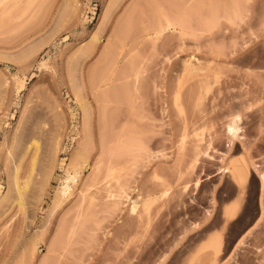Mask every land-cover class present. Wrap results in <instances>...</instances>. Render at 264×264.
I'll list each match as a JSON object with an SVG mask.
<instances>
[{"label":"rangeland","instance_id":"1","mask_svg":"<svg viewBox=\"0 0 264 264\" xmlns=\"http://www.w3.org/2000/svg\"><path fill=\"white\" fill-rule=\"evenodd\" d=\"M12 1L0 28V264H191L215 235L216 264H264V0ZM163 15L172 24L155 38ZM78 146L90 164L53 212ZM30 153L19 210L13 181L20 162L27 180ZM109 164L116 192L153 199L151 224L126 199L109 210L104 183L83 223L60 232L93 166Z\"/></svg>","mask_w":264,"mask_h":264},{"label":"bare ground","instance_id":"2","mask_svg":"<svg viewBox=\"0 0 264 264\" xmlns=\"http://www.w3.org/2000/svg\"><path fill=\"white\" fill-rule=\"evenodd\" d=\"M10 1V2H9ZM5 0V3L6 2H9L8 4L10 5V3H12L13 1L12 0ZM17 2L18 1H16L15 2V6L14 5H12V7H9V5L8 4H6V5H3V4H5L4 2H3V0H0V28L1 27H3L4 26V24L6 25V23L8 22V21H11V19L12 18H10L11 17V13H12V10H11V8L12 9H14L13 8V6L16 8V6H17ZM12 4H14V3H12ZM8 5V6H7ZM3 6V7H2ZM14 11H15V9L13 10V13H12V17H14ZM10 15V16H9ZM164 16V15H163ZM165 16H167V15H165ZM164 16V20H166V22H164V20H161L160 22L162 23H159L158 25L160 26V27H158V25L155 27V28H153V29H155V31H156V35H155V31H154V36H155V38H157V36L159 37V35L161 34H163L164 33V31H165V29H164V26H169V25H171L172 23H170L171 21H170V18L167 16V17H165ZM7 17H9L8 19H6ZM18 18V17H17ZM165 18H167L168 19V22L169 23H167V19H165ZM5 19V20H4ZM6 20H8V21H6ZM3 21H4V23H3ZM1 23H2V25L3 26H1ZM9 23V22H8ZM167 23V24H166ZM163 24H164V26H163ZM148 29V28H147ZM146 29V30H147ZM153 32V30L152 29H149V30H147V32H146V34H149L151 31ZM148 31H149V33H148ZM95 36H93L94 37V39H96V40H98V38H97V34L95 33L94 34ZM151 35H153V34H151ZM147 36V35H146ZM47 40H49V41H51V38H49V39H47ZM47 40H44V42H43V44L47 41ZM43 41V40H42ZM42 41H41V44H42ZM48 42V41H47ZM43 44L42 45H40V46H35V50H37V52L36 53H38V51H41L40 49H43L42 47H43ZM47 44V43H46ZM45 44V45H46ZM47 45H49V44H47ZM42 46V47H41ZM37 47H41L39 50L38 49H36ZM34 50V49H33ZM34 50V51H35ZM33 51V52H34ZM185 62V70L186 69H190L191 67H192V62H191V59L190 58H188V59H186V61H184ZM207 78V77H206ZM103 92V91H102ZM78 94V93H77ZM106 95V93L104 92V93H102V95L103 96H105ZM178 95V97H177V102L179 101V98H180V93H177L176 94V96ZM77 102H78V104H79V106H80V108H81V110L83 111V114H84V117H88L87 116V112H88V109H89V107H90V105L87 103V101L86 100H84V99H82V98H79L78 96H77ZM85 119V118H84ZM86 120V119H85ZM238 117H236V118H234V120L232 121V123H230L229 124V126H228V133L231 135V137L233 138V140H237V138H240V136H239V133H240V127H239V125H238ZM133 137H134V134H133ZM83 144V143H82ZM82 144H80V145H82ZM34 145H32V147H33ZM36 146V147H35ZM34 147L36 148V150H35V148H34V150H32L31 149V147H30V149H29V151L31 152H34V153H37V152H35V151H38V145H35ZM82 146H85L86 147V145H82ZM77 149V148H76ZM28 150V149H27ZM87 148L86 149H84V147H79L78 146V149L75 151L76 153L74 154V156L72 157V161H71V163H69V165H68V168L66 169V171H65V175H64V177L62 178V181H61V183H60V187L58 188V192L56 193V196H55V199H54V208H53V212L55 211V209H57V208H59L60 206H62V205H64V203L66 202V200H67V198L68 197H71L72 195H73V188L72 187H77V184L79 183V180H80V178H81V176H82V173L84 172V170L88 167V165L90 164L89 163V160H88V158H87ZM29 151H27V152H29ZM26 152V153H27ZM34 153H32V156H31V153L29 154L31 157H33V158H31L30 156V158H31V164H32V166H29V169H30V175L29 176H27L28 178H27V180L26 181H24V184H22L21 183V180H22V176L20 175V174H22V173H19V171H20V167L21 168H23L21 165H22V162H20L21 163V165L20 164H18L17 166H18V168L16 167V170H17V175H16V177L14 178L15 180L13 181V184L15 185V186H13V184H12V186H13V188H14V190L16 191L17 190V192H16V195H17V198L19 197V202L16 200V202H18L17 204L19 205L18 207H19V210H21L22 208H24L25 207V205H24V201H23V198H25V196H26V190H28L27 188H29L30 187V185L32 184L31 182L33 181V178H32V174H33V176H34V173H33V171L35 170L34 169V166H36V161H38V157H37V155L38 154H35L36 156H33V154ZM26 156H27V154H25ZM26 156L25 157H23L22 159H24V158H26ZM35 157H37L36 159H35ZM30 161H29V164H30ZM36 162V163H35ZM30 164V165H31ZM99 164H102V162L101 163H99ZM96 165V167H97V163L95 164ZM94 165V166H95ZM102 165H104V164H102ZM102 165H100V168L101 169H99V168H97V170H96V167H94L93 166V168H95V171L93 172V170L94 169H92V173H91V175L89 176L90 178H89V180H88V182L87 183H85V189H82L81 191H80V198H79V205H77L78 207H76L77 209H78V214L75 216L76 218H74V221L72 222V223H70L69 225H68V223L66 224L65 223V219H64V223H63V220H62V222L59 224V229H60V232L61 231H64V230H67V228H70V230L69 231H67V233L69 232V234H71V233H73L74 231H75V227L78 225V224H82L83 223V221H82V223H80L81 221V219L82 218H84V216H85V214H87L88 212H89V210L91 211V208L93 209V208H95L94 206H96V203H97V199H98V194L100 193V191H102V189L100 190V188H99V185H101V184H104V185H108V194H107V203H108V201H109V204L107 205L108 207H109V210L111 209L112 211H117V210H120V203L118 202V201H116L117 199H119V198H121V199H126L127 200V202H128V210H129V212H130V214L131 215H133V216H136L137 217V219L140 221V222H142L143 221V219H146V220H144L145 221V223H146V225H148L150 222H151V215H150V211H151V205H152V202H153V199H151L150 197V199L148 198L147 200H146V202L144 203V205L143 204H138L134 199H133V197L130 195V193L127 191V190H125V185L123 184H121L120 185V190L121 191H117L116 192V190L115 189H113L112 187H113V185H112V183H111V181H110V179H112V178H116L114 175H115V170H116V168H115V166H111L110 164L109 165H107L108 167H107V169H106V167L105 166H102ZM31 167V168H30ZM104 167H105V170L106 171H102L103 169H104ZM21 171H22V169H21ZM224 171H227V172H229L230 170H228V169H222V171L220 172V173H223ZM35 172V171H34ZM16 173V172H15ZM51 172H48L46 175H45V177L44 178H46V180H44L43 181V183L44 182H46V183H44V184H46V186L50 183V178H51ZM235 177L238 179V181H240L241 182V184L245 181L244 179V176H243V170H242V168L240 167V168H237V170H235ZM15 176V175H14ZM21 176V177H20ZM25 176V177H26ZM47 176V177H46ZM155 178H159V176H158V173L156 174L155 173ZM31 178H32V181H31ZM24 179H26V178H24ZM261 181H262V185L264 186V174L263 175H261ZM116 180H117V178H116ZM118 181H119V178H118ZM15 182V183H14ZM23 182V181H22ZM31 183V184H30ZM112 186H111V185ZM120 184V183H119ZM73 185V186H72ZM106 185V186H107ZM43 186V185H42ZM44 187V186H43ZM112 188V189H111ZM115 188V187H114ZM93 189H95V190H93ZM136 190H137V188H134L133 189V192H136ZM9 194V193H8ZM8 194L6 195V196H8ZM165 194V193H164ZM166 195V194H165ZM165 195H163V196H165ZM3 198H5V196L3 197ZM7 198V197H6ZM106 203V204H107ZM16 204V203H15ZM17 206V205H16ZM107 207V208H108ZM141 208H143V210H144V212L143 213H141ZM85 209H86V213H85ZM228 211H230V210H228ZM228 213H232V209H231V211L230 212H228ZM147 221V222H146ZM151 224V223H150ZM149 224V225H150ZM148 225V226H149ZM66 226H70V227H66ZM64 227H65V229H64ZM61 229H63V230H61ZM65 232V231H64ZM68 234V235H69ZM110 234V233H109ZM242 241V240H241ZM240 241V242H241ZM209 243H207L206 244V246L204 247V248H208V249H210V250H215L214 252H216V253H214V255H212L211 254V256L208 258H205L207 255H205V252H204V248H203V253H202V251H200L199 252V250H201V249H199L198 250V254L196 253L194 256L195 257H193L192 258V260H191V264H216L217 263V256L216 255H218V253L220 252V250H221V245H222V238H221V236H219V235H215V236H213V237H211V239L208 241ZM61 244L63 243V241L62 242H60ZM60 244V245H61ZM36 245H38L37 243H36ZM63 245V244H62ZM56 247V246H55ZM54 246L52 247V249L50 250V252L52 253V255H54V256H61L62 255V252H61V250L58 248V247H56L55 248ZM33 253L35 252V245H34V247H33V251H32ZM203 254V255H202ZM216 254V255H215ZM205 256V257H204ZM212 256H213V258H212ZM214 256H216V257H214ZM44 264H48V262H45Z\"/></svg>","mask_w":264,"mask_h":264}]
</instances>
